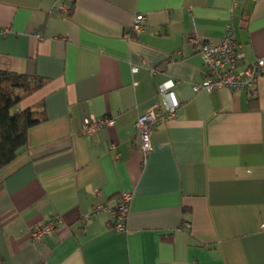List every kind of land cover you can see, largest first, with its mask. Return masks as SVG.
Masks as SVG:
<instances>
[{"label": "crops", "instance_id": "crops-1", "mask_svg": "<svg viewBox=\"0 0 264 264\" xmlns=\"http://www.w3.org/2000/svg\"><path fill=\"white\" fill-rule=\"evenodd\" d=\"M229 27L241 68L264 57V0H0V70L49 80L14 108L45 119L0 169V264H264V76L255 92L193 90L207 73L190 38ZM168 79L180 107L144 158L135 123L164 112ZM106 116L113 126L82 133ZM124 191L126 231L107 210L83 220Z\"/></svg>", "mask_w": 264, "mask_h": 264}, {"label": "built area", "instance_id": "built-area-1", "mask_svg": "<svg viewBox=\"0 0 264 264\" xmlns=\"http://www.w3.org/2000/svg\"><path fill=\"white\" fill-rule=\"evenodd\" d=\"M56 10L66 12L67 7L60 4ZM146 25V16L138 14L135 16L133 26L127 33L129 36L139 34ZM8 29L5 30L7 32ZM41 38L39 34H35ZM191 44L200 54L206 68V77L201 83L194 84L193 90L199 92H213L227 88L233 91L247 90L255 92L259 77L264 76V57L259 58L255 63L248 64L241 68L242 55L241 47L236 39L233 29L229 27L220 41H212L204 36H194L190 38ZM138 71V67L133 68ZM176 82L172 79L164 81L159 86V95L163 98L164 112H158L161 108L160 103L152 105L145 113L141 114L136 123L135 131L140 139V150L144 158L153 151L152 135L157 126L166 120L175 117L180 107V102L176 99L173 88ZM114 117H90L83 120L82 133H96L103 126H113ZM133 195L124 191L117 197L114 207L103 204H95L92 212L83 216L87 220L100 211L107 210L111 215V222L115 229L119 231L127 230V219L131 208ZM63 220L60 216H55L46 222L38 225L31 233L32 240L41 242L50 237L61 226ZM189 225V224H188ZM85 228H83V231Z\"/></svg>", "mask_w": 264, "mask_h": 264}, {"label": "trees", "instance_id": "trees-1", "mask_svg": "<svg viewBox=\"0 0 264 264\" xmlns=\"http://www.w3.org/2000/svg\"><path fill=\"white\" fill-rule=\"evenodd\" d=\"M48 82L41 76L0 70V169L17 158L27 145L29 129L45 119L32 107L19 112L14 108Z\"/></svg>", "mask_w": 264, "mask_h": 264}]
</instances>
